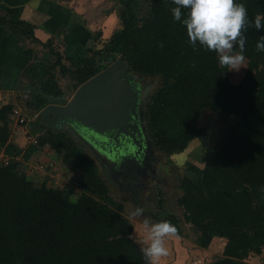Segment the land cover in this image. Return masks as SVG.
<instances>
[{
    "label": "trees",
    "instance_id": "16d2710c",
    "mask_svg": "<svg viewBox=\"0 0 264 264\" xmlns=\"http://www.w3.org/2000/svg\"><path fill=\"white\" fill-rule=\"evenodd\" d=\"M118 1L122 27L79 62L67 53L69 63L52 38L36 36L33 21L0 11V27L20 41L40 43L55 57L44 63L35 54L24 69L27 104L37 110L66 104L68 93L59 77L70 76L76 90L123 56L129 71L162 78L143 116L154 145L165 154L185 151L198 137L196 123L204 109L237 116L220 146L203 141L204 168L197 179L181 178L178 204L198 232L200 247H209L214 238L226 240L223 255L204 264H243L241 260L264 250V52L256 50L264 29L258 31L254 24L256 14H264V0H243L252 23L244 31L248 69L239 83L230 80L217 52L189 43L186 27L173 19L172 0H150L143 16L138 12L142 0ZM233 50L239 52L238 44ZM14 106H0V153L10 158L0 164V264H148L140 244L129 237L134 225L120 211L123 203L110 194L85 148L67 131L54 129L24 150L16 146L9 140L8 126ZM44 146L73 161L88 194L72 199L19 172L15 157L22 153L28 159ZM166 220L176 226L175 235L182 234L179 217L167 214Z\"/></svg>",
    "mask_w": 264,
    "mask_h": 264
},
{
    "label": "rangeland",
    "instance_id": "374dc122",
    "mask_svg": "<svg viewBox=\"0 0 264 264\" xmlns=\"http://www.w3.org/2000/svg\"><path fill=\"white\" fill-rule=\"evenodd\" d=\"M33 1L42 2L43 0ZM44 2L52 8L59 6L68 9L71 15L74 14L73 11L75 10L76 15L73 17H75V21L80 24L79 28L83 31V40L76 49H70V54L67 51L69 50L67 49L68 46L62 44L65 45L62 40L64 30L66 31L70 25L67 24L69 27L59 30L60 32L55 31V36L52 38L54 46L64 53V58L69 54L79 62L85 55H90L93 53L92 51L101 49L111 35L122 27L119 18L122 4L118 0H89V2L88 0H45ZM78 2L83 4L84 7L82 16H79L78 13ZM149 3L150 0H142L138 10L140 16L146 13ZM85 18L86 22L83 21ZM27 40H29V44L33 42L30 39ZM35 45L40 49L43 48L39 43H35ZM232 51L233 53L238 52ZM31 57L27 59L25 64L17 67L19 74L22 73L23 75L24 69L34 60L33 55ZM42 57L49 61L55 60V57L48 53ZM65 60L67 63L70 62L67 58ZM42 69L41 67L38 68L44 74L45 71ZM247 69L248 59L245 57L243 65L238 70L228 69L230 80L239 83L245 76ZM127 78L134 88L136 98L134 124L138 127L140 136L136 134V138L142 144V147L130 135L126 136L131 137V139H119L121 135L110 137L97 134L70 118L59 124L54 130L67 131L94 159L100 175L109 186L110 194L123 203V208L120 211L134 225L133 237L141 247L146 246L143 243L146 236V230L143 226L145 218H149L151 222L155 223L166 220L167 214H174L179 217L182 234H174L166 238L168 255L162 257L159 264H204L213 261L223 255L226 241L218 237L220 239L213 241L207 248H202L197 244L198 232L190 223L186 222L184 210L178 204V198L183 193L180 180L184 176L197 179L202 173L205 164V146L200 133L206 137L207 141L205 142L220 146L224 136L238 117L229 113L204 109L196 123L199 135L195 137L194 141H191L190 147L188 146L181 153L165 154L154 145L153 133L143 116V111L151 100V96L162 86V78L157 74L148 76L131 71L128 72ZM20 81L21 85L24 83L25 85L19 87V89H12L11 86L5 89V92L9 90L11 94L15 92L14 98L9 100L15 102L14 107L26 119L25 123H20L15 118L11 119L13 122H9L8 125L10 129L9 140L16 146L26 149V146H29L28 144L34 143L33 138L35 135L38 138L47 129L53 128L48 127L45 123L44 109L46 107L37 110L27 104L29 93L24 88L28 84V80L23 76ZM59 82L68 93L67 98L69 100L76 91L74 90L73 80L70 76H66L59 77ZM13 123L26 129V131L20 132L26 135L25 139L18 134L17 128L14 127L16 125ZM112 134L114 133L112 132ZM31 155L32 158L27 162L28 164L22 163V153L14 160L19 162V172L25 173L26 176L30 173L29 178L37 185L44 183L48 187L63 191L72 199L88 194V191L78 182L79 173L72 168L73 161L67 159L65 154L52 153L48 148L39 147ZM6 156L5 153H0V164L5 161ZM27 169H29V172H27ZM137 206L143 207L145 211L141 216L132 217L131 212ZM240 262L243 264H264V250L261 254L252 253Z\"/></svg>",
    "mask_w": 264,
    "mask_h": 264
},
{
    "label": "clouds",
    "instance_id": "9594fccd",
    "mask_svg": "<svg viewBox=\"0 0 264 264\" xmlns=\"http://www.w3.org/2000/svg\"><path fill=\"white\" fill-rule=\"evenodd\" d=\"M176 6L171 9L173 19L180 21L187 30L189 43L195 47L199 44L208 51L218 53V61L229 70H238L245 59L246 37L244 31L252 23L248 18V9L243 0H172ZM188 9L185 14L182 10ZM255 28L264 29V14L257 13L254 19ZM234 44L239 52L233 53ZM256 50L264 52V35L256 43ZM145 209L137 206L132 217L143 215ZM146 236L142 247L149 264H159L162 257L168 255L166 238L174 235L176 226L168 220L151 222L143 220ZM130 233L129 237H133Z\"/></svg>",
    "mask_w": 264,
    "mask_h": 264
},
{
    "label": "water",
    "instance_id": "95a60500",
    "mask_svg": "<svg viewBox=\"0 0 264 264\" xmlns=\"http://www.w3.org/2000/svg\"><path fill=\"white\" fill-rule=\"evenodd\" d=\"M128 72L127 62L120 56L84 81L66 104L47 105L44 109L46 125L56 129L70 118L97 134L110 137L130 135L142 147L136 138L137 127L132 119L136 115V98L133 85L127 78ZM200 136L207 141L201 133Z\"/></svg>",
    "mask_w": 264,
    "mask_h": 264
},
{
    "label": "crops",
    "instance_id": "0c3cea01",
    "mask_svg": "<svg viewBox=\"0 0 264 264\" xmlns=\"http://www.w3.org/2000/svg\"><path fill=\"white\" fill-rule=\"evenodd\" d=\"M44 1L45 0H43L42 2H34L33 0H0V11L9 13L16 18L21 17L33 21L37 25V28L35 30L36 36L43 41H47L49 38H53L56 32H60L59 30H64V28L67 29L69 27L67 24H69L70 27L66 31L64 30V34L62 35V40L63 42H65V45L64 43L62 44L63 46H68L67 49L69 50L67 51H69L70 54V49H76L84 38L83 31H81V28H79L80 24L75 21V17H73L76 15L75 10L73 11L74 14L71 15L68 9H64L59 6L52 8ZM31 7H33V9H39L40 14L39 11L30 9ZM78 9L79 16H82V11L84 9L83 4L78 2ZM27 39L24 41H20L8 30L7 27H0V106L8 103H15L9 100L14 98L15 92H13V94H11V91L9 90L5 92V89H7V87L11 86L12 89H19V87L25 85L24 82H22L24 83L23 85L20 84V80L21 78L23 79V75L22 73L19 74L17 72L18 66L25 64L27 59L32 55L34 57L35 54H37L44 63L50 62L46 58L42 57L46 56L47 53L51 55L49 49L44 47L43 45V48L40 49L35 45V43L38 42L33 41L32 43L34 44H29V40ZM12 122L13 121H11V123ZM14 127L15 129L17 128L16 130L18 131V134H20V136L22 135V137L25 139L26 135L21 134L20 132L26 131V129L20 125H16ZM41 148H48L50 149V151H52V153H55V150L53 148H50L49 146H44ZM32 154H34V152ZM31 158L32 155L28 159H25L22 156V163H27L31 160ZM27 172H29V169H27ZM29 174L30 173L27 174L28 177ZM216 239L220 238H214L213 241H215Z\"/></svg>",
    "mask_w": 264,
    "mask_h": 264
},
{
    "label": "built area",
    "instance_id": "2783aa9c",
    "mask_svg": "<svg viewBox=\"0 0 264 264\" xmlns=\"http://www.w3.org/2000/svg\"><path fill=\"white\" fill-rule=\"evenodd\" d=\"M20 115H21V113L19 112L18 109H15L14 113L12 114L13 118L19 120L20 123H25L26 119L22 115L21 116ZM33 142H34V144H36L38 142L37 136H35L33 138ZM9 159L10 158L8 156H6L5 157V162L8 163Z\"/></svg>",
    "mask_w": 264,
    "mask_h": 264
},
{
    "label": "flooded vegetation",
    "instance_id": "af4514ba",
    "mask_svg": "<svg viewBox=\"0 0 264 264\" xmlns=\"http://www.w3.org/2000/svg\"><path fill=\"white\" fill-rule=\"evenodd\" d=\"M133 119V121H134V123H135V118L133 117L132 118ZM138 128V127H137ZM138 132V133H137ZM137 132L135 133V134H137V136H140V133H139V130L137 129ZM122 139V138H130L131 139V137H128V136H126L125 134H122L120 137H119V139Z\"/></svg>",
    "mask_w": 264,
    "mask_h": 264
}]
</instances>
